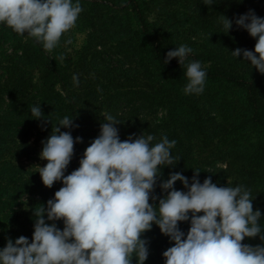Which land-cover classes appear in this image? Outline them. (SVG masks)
<instances>
[{
    "label": "clouds",
    "instance_id": "obj_1",
    "mask_svg": "<svg viewBox=\"0 0 264 264\" xmlns=\"http://www.w3.org/2000/svg\"><path fill=\"white\" fill-rule=\"evenodd\" d=\"M213 4L206 0L205 5ZM82 11L80 0H0V24L18 35L27 34L52 52ZM219 22L222 33L228 34L233 21L221 14ZM235 24L256 43L254 50L236 48L231 54L242 55L264 75V18L249 10ZM193 51L181 44L168 51L164 60L167 64L175 58L186 67V95L202 94L207 77L200 61L189 60ZM73 81L79 84L75 75ZM30 111L33 119L42 121V128L44 123L52 124L40 104ZM74 118L64 116L52 124L39 153L47 163L35 165L46 188L57 182L62 187L46 205L32 209L31 242L23 235L15 241L8 238L0 249V264H133L134 259L135 264H145L150 241L144 234L153 225L172 242L162 253L164 264H264L262 214L254 210L250 188L218 186L211 176L201 183L198 170H193L191 183L180 172L162 180V169L181 160L171 151L176 140L162 135L157 141L142 132L122 141L117 127L121 122L110 113L104 114L99 135L84 150L79 167L66 175L74 146L82 138L74 139L71 131L61 128L78 127ZM158 181L161 196L154 194ZM177 181L186 191L174 187ZM57 221L63 222L62 230ZM182 222L190 224L187 233L179 227ZM256 237L261 244L243 243Z\"/></svg>",
    "mask_w": 264,
    "mask_h": 264
},
{
    "label": "trees",
    "instance_id": "obj_2",
    "mask_svg": "<svg viewBox=\"0 0 264 264\" xmlns=\"http://www.w3.org/2000/svg\"><path fill=\"white\" fill-rule=\"evenodd\" d=\"M212 6L205 5L206 0H182V27L189 22L192 26H195V31L198 28H216L218 29L211 32V36L214 38V43H222V24L219 22L220 15H224L227 18L238 8L242 6L243 9L238 11L240 15L246 14L249 11V0H213ZM254 3H263L264 0H253ZM158 2L156 0H101L99 8L101 12L96 14V17L102 18L107 23L115 25V29L107 28L104 36L94 34L87 37L82 49H84L85 55L83 60L85 61L82 69L74 70L75 73L69 67H61L58 61L53 55L45 51L41 44L37 43L34 38L30 37L28 43L24 45V52L20 55L13 52L8 53L3 51L1 68L5 71H11L12 77L17 75L16 81L7 83L6 89L9 95V101L7 109L4 111V116L8 117L3 123H0V145L3 138V133L6 129H16L20 123V120H26L27 124L29 119V109L35 104V93L39 94L40 107L42 109L45 118L51 120L55 126L59 119L64 116L74 118V124L78 127L72 129L61 128V131H71L73 138L81 137L82 142L76 143L74 146V156L68 166L66 175L71 171L79 167V160L82 158L83 152L91 143V141L99 135L100 123L99 120L91 113L87 112L86 104L87 99L97 97L103 94L101 90L110 89L113 84L114 87L121 88L128 87L126 91H120L117 95L110 96L108 101H102L101 106L106 107L109 113L116 117L121 122L117 127L119 129L120 139L123 141L130 135L139 136L142 132L144 135L152 134L158 141L162 135H167L169 140H176L175 147L171 150L174 157H179L181 160L174 167H167V171L180 172L182 174L184 167L182 161V142L185 138H189V133L193 132L198 123L203 118V106L202 101L206 97L207 89L202 94H189L186 95L182 91V83H187V79L184 75L186 67L180 66L177 59H172L169 63L165 64L164 60L166 54L170 50H174V41L172 38L173 30L172 24H175V20L180 13L179 10H170L168 6L162 7L161 10L156 9L157 19L151 20L150 17L155 13V8ZM104 7L111 9L110 14L104 12ZM230 15L228 10H230ZM247 9V11L245 10ZM124 12L128 17H131L133 21L124 25L119 13ZM102 14V15H101ZM219 14V16H218ZM237 15H233V26L231 28V34L234 36L233 43H228V58L230 62H234L238 71H232L227 65L221 62H215V49H209L206 52H200L193 49V53L190 54L189 60H198L201 62L203 69L207 73L206 83L213 84L218 83L221 80H226L235 84L238 87H244L245 103L253 110V119L264 127V75H261L255 68H252L250 62L244 61L243 56L236 58L233 57L231 51L236 48L248 49L243 43H239L240 36H244L247 32L244 29L239 30L235 24ZM93 21L96 18H92ZM102 22V21H101ZM6 34L9 31L12 32L16 38L20 40L27 36L18 35L10 28H2ZM127 34L130 38L127 41H120L115 47L117 54H119L124 47L127 49L124 51V59L114 58L108 53V50L103 51L108 41H115L118 35ZM186 33L182 31V44H186L189 47L197 44L192 38H187ZM4 43L3 38H0V45ZM29 51H33V54H28ZM106 57V66L108 70H98L96 73L90 67V62H100V57ZM233 60V61H232ZM7 66H5L4 62ZM27 61H35L42 66L43 77L41 79L43 88L29 90L28 82L24 78L23 70L18 66L19 64ZM150 62L151 67H148ZM187 63V61H186ZM123 75H131L126 78L124 76L117 77L114 74L119 73ZM77 76L79 84L76 85L73 81V76ZM143 77L151 84H141L138 77ZM3 85L0 86V88ZM56 86H58L56 89ZM41 95V97H40ZM90 96V97H89ZM89 97V98H88ZM28 99V100H27ZM136 108L139 112L149 111L152 117L148 119L145 115L138 119H127L128 112L127 106ZM122 105L124 107H122ZM22 106V107H19ZM162 110L159 115L158 110ZM263 117H260V116ZM41 128L42 121L40 120ZM51 123H44L43 129L51 134ZM26 129H29L26 125ZM127 129V130H126ZM133 132V133H131ZM187 135V136H186ZM156 142V141H154ZM6 150L0 149V159L5 156ZM16 168L15 165L9 162L0 163V176L8 171ZM200 171L198 179L203 183L204 179L211 176L202 165L201 167L194 169ZM191 172H194L193 170ZM193 175H190L189 183H191ZM212 178V177H211ZM168 179V177L166 178ZM165 180V179H164ZM56 189L59 190L62 187L61 182L54 184ZM177 190H185L183 184L180 181L175 183ZM38 188L41 193V201H37L35 204H43L47 199L52 198V194L48 188L42 183L32 181V179H14L13 176L7 178L0 177V222L10 221L14 219L8 211V207L12 204L8 199L14 197L11 192L22 191L23 189ZM155 195L159 196V190L155 189ZM152 202V201H150ZM39 207V206H37ZM262 217L260 218V225L264 228V195L260 200V207ZM29 228L26 234L22 235L27 237L31 242L33 233V213L27 218ZM62 221H57V225H62ZM20 222L12 226L10 229L0 233V249H2L7 242L8 238L13 241L20 237L12 228L19 227ZM180 229L187 233L190 224L188 222H182L179 225ZM144 238L150 242L155 243V249L149 243V256L145 263H164L162 253L167 249L166 243L169 238L162 235L157 226L153 225L151 231L144 234ZM135 259L133 260V264Z\"/></svg>",
    "mask_w": 264,
    "mask_h": 264
},
{
    "label": "rangeland",
    "instance_id": "obj_3",
    "mask_svg": "<svg viewBox=\"0 0 264 264\" xmlns=\"http://www.w3.org/2000/svg\"><path fill=\"white\" fill-rule=\"evenodd\" d=\"M158 2L157 7L155 8V13L150 17L151 20L157 19L156 9L161 10L162 7L168 6L171 10H179L178 16L175 20V24H172L173 41L174 46L178 47L182 44V31L186 33L187 38H192L197 44L192 46V49H196L200 52H206L209 49H215V62L224 63L232 71H238L236 64L230 62L228 58V39L230 43H233L234 36L231 34V29L228 34H222L223 44L214 43V38L210 35L212 31L219 28L210 29L200 27L198 31H195V26H192L190 22L187 25L182 27V0H156ZM225 0H222V2ZM75 2V0H73ZM83 11L78 17L76 25L67 33H65L59 46L55 48L52 52H49L53 57L58 61L61 67H71L72 71L75 73L78 69H82L85 64L83 60L84 49L83 46L87 41L89 35L94 34L104 36L105 30L107 28L115 29V25H112L110 22L102 20V18L96 17L98 12H101V9L98 7L101 3V0H80ZM249 10H253L258 17L264 18V2L263 3H254L253 0H249ZM104 12L106 14L111 13V9L104 7ZM243 9L242 6L236 8V10L228 17L233 21V15L240 16L238 11ZM238 10V11H237ZM247 11V9H245ZM230 10L226 14L230 15ZM248 12V11H247ZM102 15V14H101ZM121 19L124 22V25L127 26L128 23H131L133 19L128 17L124 12L119 13ZM219 16V14H218ZM221 16V15H220ZM96 18L93 21L92 18ZM220 18V17H219ZM102 21V22H101ZM2 28H8L3 24H0V38H3L4 43L0 45V61L4 56H1L3 51L8 53L13 52L14 54L20 55L24 52V45L28 43L30 37L27 35L23 39L16 38L12 35V32L8 30L5 34ZM238 28V27H237ZM241 30L242 28H238ZM222 32L224 31L221 28ZM130 38L127 34L121 36L118 35L115 41H108L103 48V51L108 50V53L114 58L124 59V51L127 49V46L124 47L119 54L115 47L120 41H127ZM67 41H71L67 43ZM239 43L249 47V50H254V45L256 43L255 39L249 36L246 32L244 36H240L238 39ZM28 54H33V51H29ZM63 59H59V57ZM106 57L101 56L100 62H90V67L94 73L98 70H108L106 66L107 62L105 61ZM233 61V60H232ZM5 66L6 62L3 61ZM24 72V78L28 82L29 90L34 91V89L43 88L41 79L42 66L35 61H27L25 63L18 65ZM148 67H151L150 62ZM115 76L119 77L124 76L129 78L131 75H123L121 72L115 73ZM17 75L12 77L11 71H5L1 68L0 63V123H3L7 120L8 117L4 116V111L7 109V104L9 101V95L7 94V89L5 88L7 83L16 81ZM132 78L134 76H131ZM141 84H151L148 80L144 79L142 76L137 78ZM113 84L110 89H103L101 92L103 94L99 95V99L94 97L92 100L87 99L86 104L87 112L91 113L92 116L96 117L99 120V123L103 122V116L105 113H109V110L106 107L101 106V102L107 100L110 96L117 95L120 91L128 90L127 86L116 88ZM58 86H56V89ZM184 89V84L182 83V91ZM207 89L206 97L201 103L203 106V118L195 128V130L188 135L189 138H185L182 142V156L184 160L182 165L184 170L182 175L190 178V175H194V172H191L194 169L201 167V165L209 171L212 182L216 183L218 186H237L244 185L247 188L251 189V195L254 198L253 207L254 210L259 209L260 200L264 195V127L256 122L253 119V110L245 103V92L244 87H238L233 83H230L226 80H221L218 83L205 84L204 90ZM41 97V95H40ZM88 97V98H89ZM39 94L35 93V104H38ZM28 100V99H27ZM126 110L128 112L127 119L133 118H142L144 115L150 119L152 117L149 111L139 112L136 108L128 106L124 103ZM122 105V107H124ZM22 107V106H19ZM31 109V108H30ZM29 111L30 121L20 120L21 125L16 129L9 130L6 129L3 133L2 142L0 149H5V156H2L0 163L9 162L15 165L16 168L8 171L7 173L2 174L0 177L7 178L13 176L14 179H32V181H37L40 184L42 183L37 166L43 167L47 161L41 160L39 158V153L42 149L41 141L45 140L50 134L41 128L40 120L33 119L31 111ZM159 115H161L162 110H158ZM262 115H264V110H262ZM260 117H263V116ZM26 125L29 129H26ZM127 130V129H126ZM133 133V132H131ZM187 136V135H186ZM155 143V142H154ZM167 167L162 169V180H166L171 173L169 170H166ZM190 181V180H189ZM160 181L157 182L156 190H159V196L163 195L162 190L159 187ZM176 188V186L174 185ZM49 189V188H48ZM52 197L54 196L55 191H57L56 186L53 185L49 189ZM38 188L32 189H23L22 191L11 192L14 197L8 199L12 204L8 207V211L11 215L14 216L12 222L10 221H1L0 222V233L4 229L8 230L12 226L20 222L19 227L16 226L14 229L22 236L26 234L29 228V223L27 218L31 216L32 209L39 206L35 204L37 201H41V193ZM183 191H186L183 190ZM48 200V199H47ZM47 200L43 203L46 205ZM158 203V201H157ZM57 224V222H56ZM58 226V225H57ZM61 230L63 229V224L58 226ZM243 243H248L253 246L261 244L259 237L256 238H245ZM152 249H155V243L150 242ZM172 246V242L167 241L166 248ZM135 264V262H134ZM145 264H164V263H145Z\"/></svg>",
    "mask_w": 264,
    "mask_h": 264
}]
</instances>
